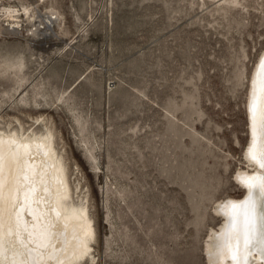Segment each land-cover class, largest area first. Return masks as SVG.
I'll use <instances>...</instances> for the list:
<instances>
[{"label":"rangeland","instance_id":"obj_1","mask_svg":"<svg viewBox=\"0 0 264 264\" xmlns=\"http://www.w3.org/2000/svg\"><path fill=\"white\" fill-rule=\"evenodd\" d=\"M263 50L264 0H0V131L52 132L95 229L78 264H209Z\"/></svg>","mask_w":264,"mask_h":264},{"label":"bare ground","instance_id":"obj_2","mask_svg":"<svg viewBox=\"0 0 264 264\" xmlns=\"http://www.w3.org/2000/svg\"><path fill=\"white\" fill-rule=\"evenodd\" d=\"M248 117L250 142L244 153L250 167L240 168L235 176L244 194L217 202L224 221L208 234L209 264H264V188L250 193L248 187L264 183V168L249 158L250 151L264 155V50L251 74ZM46 132L0 131V264L94 261V224L87 206L73 201L64 160L52 132ZM250 196L255 215L247 203Z\"/></svg>","mask_w":264,"mask_h":264},{"label":"snow or ice","instance_id":"obj_3","mask_svg":"<svg viewBox=\"0 0 264 264\" xmlns=\"http://www.w3.org/2000/svg\"><path fill=\"white\" fill-rule=\"evenodd\" d=\"M249 158L253 161L258 162L259 166L261 168H264V155H261L258 157L254 152L250 151L249 152ZM262 179H264V178H262ZM248 187H249L250 193H251L253 190H256L257 188H264V183H260V184L250 183V184H248ZM247 203L252 206V214L255 215V207H256L255 200L252 199V197L250 196ZM261 204H264V195L261 196ZM233 206H235V205H233ZM260 219L264 220V207H261Z\"/></svg>","mask_w":264,"mask_h":264}]
</instances>
